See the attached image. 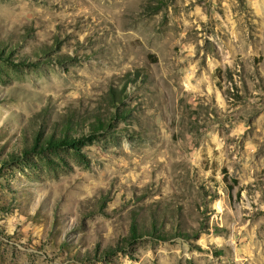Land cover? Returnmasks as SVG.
<instances>
[{
  "label": "rangeland",
  "instance_id": "1",
  "mask_svg": "<svg viewBox=\"0 0 264 264\" xmlns=\"http://www.w3.org/2000/svg\"><path fill=\"white\" fill-rule=\"evenodd\" d=\"M0 264H264V0H0Z\"/></svg>",
  "mask_w": 264,
  "mask_h": 264
},
{
  "label": "trees",
  "instance_id": "2",
  "mask_svg": "<svg viewBox=\"0 0 264 264\" xmlns=\"http://www.w3.org/2000/svg\"><path fill=\"white\" fill-rule=\"evenodd\" d=\"M8 56V55H6ZM67 58H71L69 55H66ZM24 63V61H21ZM217 74L220 72L219 68H216L215 71ZM115 97V96H114ZM105 124V121L102 120H95L92 125L94 126L93 129H91L92 131L96 130L99 127H103ZM43 142H41V144L39 143V139L38 137H36L34 139L33 143V148L35 146H38V149L44 148L46 146H56V145H67V146H75L77 144V142L79 141V138L76 136H71L69 135L67 132H65L61 137L58 138H46L42 140ZM233 182H237V179H233ZM230 187H233V183L232 185H230ZM157 230V227L154 223V221L151 222L150 227H142V230L140 229L138 222L136 221V218L133 217L132 221L130 223L129 226V231H128V235L124 238V240L126 241H132L135 238H137L138 236H141L143 234H154V232ZM160 236H164V235H160ZM164 238V237H163Z\"/></svg>",
  "mask_w": 264,
  "mask_h": 264
}]
</instances>
